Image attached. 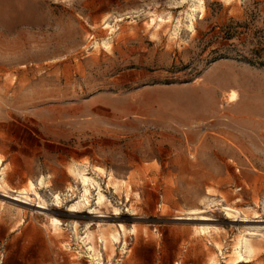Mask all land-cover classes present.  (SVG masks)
<instances>
[{"label": "rangeland", "instance_id": "374dc122", "mask_svg": "<svg viewBox=\"0 0 264 264\" xmlns=\"http://www.w3.org/2000/svg\"><path fill=\"white\" fill-rule=\"evenodd\" d=\"M204 1L0 0V264H264V0Z\"/></svg>", "mask_w": 264, "mask_h": 264}, {"label": "bare ground", "instance_id": "6f19581e", "mask_svg": "<svg viewBox=\"0 0 264 264\" xmlns=\"http://www.w3.org/2000/svg\"><path fill=\"white\" fill-rule=\"evenodd\" d=\"M204 2H205L204 0H199V3H198V5L195 6V8H199V10L204 11V9H205V3ZM191 25L194 26V20L191 21ZM224 96L226 97L227 103H233V102H236L239 100V93L237 92L236 89H231V90L227 91ZM1 162L2 161L0 160V163ZM74 170H72V171H74ZM83 178H84V181L86 184L91 181V178L87 177L86 175H83ZM85 183H84V185H85ZM0 192H3V194L1 196L11 198V199H13L19 203H22V204L31 205V201H36L39 203V205H37L35 207H37L39 209H46V207L44 206V204H45L44 199L42 198V196L38 192L36 185L32 180H30L28 182L27 186H25L21 189L12 188L10 186V184L8 183V180L6 179L5 172H3L2 177H0ZM10 194L14 195V196L10 197L9 196ZM101 197H103V194H101ZM72 207H75V205H72ZM223 209L226 210L227 214L232 216V217H237L241 213L240 210H238L234 207H231V206H225V207H223ZM204 212H205V210H203V209H191L189 214L190 215H196V217H180L179 219L197 220V221H209V220H211L207 217H198V216H201V214ZM233 221L244 222L247 220L235 219ZM257 221H263V220H257ZM49 222H50L49 226L52 227V229L55 232H58L59 235H63L62 228L59 226L58 221H55V217L49 218ZM206 229H208V228H206ZM75 230L76 231L78 230V223L75 224ZM121 231L124 233L125 236L127 235L128 229H127V227H125L124 224H121V230L117 226L115 228H111V229L99 227V230L97 231V233L96 232L93 233L90 230L88 239L91 240L92 245L93 244L96 245L97 240H98V234H99L100 238L102 239L103 247H104L106 254L108 255V257H111L116 251L115 241L118 242L120 240ZM257 233L258 232L256 230V232H252V235H256ZM243 239H244V237L242 235H239L235 239V243H234V253L236 254L237 258L241 259V261L244 259L243 250H242L243 249ZM97 248L94 249V255L96 258L101 256L100 251L97 250ZM252 248L254 250L255 246L253 245ZM91 249H93V247ZM256 249H258V248H256Z\"/></svg>", "mask_w": 264, "mask_h": 264}, {"label": "trees", "instance_id": "16d2710c", "mask_svg": "<svg viewBox=\"0 0 264 264\" xmlns=\"http://www.w3.org/2000/svg\"><path fill=\"white\" fill-rule=\"evenodd\" d=\"M231 38H232L231 31H226V32H225V36L221 37L222 40H223V39H231ZM213 52H218V50H217V49H214Z\"/></svg>", "mask_w": 264, "mask_h": 264}]
</instances>
